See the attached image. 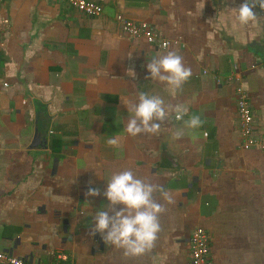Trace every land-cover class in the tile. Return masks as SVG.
Segmentation results:
<instances>
[{"label": "crops", "instance_id": "1", "mask_svg": "<svg viewBox=\"0 0 264 264\" xmlns=\"http://www.w3.org/2000/svg\"><path fill=\"white\" fill-rule=\"evenodd\" d=\"M95 1L102 12L87 17L65 0H0V250L34 264L60 254L61 264H187L189 234L202 227L209 264H264V151L240 146L235 105L241 85L264 135V11L241 25L244 0ZM119 13L180 44L125 36ZM168 51L192 72L177 92L146 67ZM141 92L187 113L169 111L158 134L133 137L122 98ZM193 115L202 127L185 126ZM35 130L45 146L32 145ZM124 170L173 201L153 194L161 230L137 257L92 234L107 181ZM89 187L101 194L86 197Z\"/></svg>", "mask_w": 264, "mask_h": 264}, {"label": "clouds", "instance_id": "2", "mask_svg": "<svg viewBox=\"0 0 264 264\" xmlns=\"http://www.w3.org/2000/svg\"><path fill=\"white\" fill-rule=\"evenodd\" d=\"M257 6L264 10V0H244L238 9H234L238 22L248 25L256 21L257 16L253 9ZM146 67L152 80L165 83L173 92L179 91L192 75L191 69L185 67L183 58L175 51H168L152 59ZM122 100L128 112L132 113L127 120L126 132L133 137L140 134H158L162 123L169 119V111L175 113L176 120H183L187 113V109L179 106L171 108L165 105L162 97L150 96L144 92L139 93L136 103L129 104L125 99ZM184 123L192 129L203 125L200 117L195 115ZM183 135V131L178 130L174 139ZM117 143L116 138L107 140L110 146H116ZM91 183L90 181L89 184ZM157 191L167 203L173 202L162 186L137 178L131 170L114 173L103 192L109 203L104 210L96 212L92 234H101L105 244L122 249L125 257H137L150 252L161 230L159 217L165 212L163 204L154 199L153 194ZM100 194V190L94 187H89L85 192L86 197ZM117 205L123 207L116 210ZM109 212L113 215H109Z\"/></svg>", "mask_w": 264, "mask_h": 264}, {"label": "built area", "instance_id": "3", "mask_svg": "<svg viewBox=\"0 0 264 264\" xmlns=\"http://www.w3.org/2000/svg\"><path fill=\"white\" fill-rule=\"evenodd\" d=\"M70 6L87 17L101 14L102 5L95 0H65ZM264 11V10H263ZM120 31L127 37L143 39L148 44L167 49L180 44L179 38H166L154 26L146 21H137L119 13L115 17ZM219 81V80H218ZM236 92V115L240 146L243 149L257 148L264 151V135L255 132L254 118L248 93L241 85ZM189 257L187 264H209L210 236L202 227L194 228L188 238ZM65 256L58 255L54 264H61ZM0 264H34L28 259L0 250Z\"/></svg>", "mask_w": 264, "mask_h": 264}, {"label": "water", "instance_id": "4", "mask_svg": "<svg viewBox=\"0 0 264 264\" xmlns=\"http://www.w3.org/2000/svg\"><path fill=\"white\" fill-rule=\"evenodd\" d=\"M31 142H32V145L45 146L46 140L44 138H42L40 136V134H38L37 130H35L33 133V137H32Z\"/></svg>", "mask_w": 264, "mask_h": 264}]
</instances>
